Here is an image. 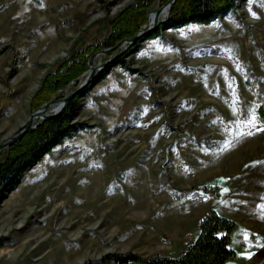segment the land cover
Listing matches in <instances>:
<instances>
[{
    "label": "rangeland",
    "instance_id": "rangeland-1",
    "mask_svg": "<svg viewBox=\"0 0 264 264\" xmlns=\"http://www.w3.org/2000/svg\"><path fill=\"white\" fill-rule=\"evenodd\" d=\"M136 1L0 0V141L27 123L44 76L99 43L107 17ZM156 1L167 0H152L145 17ZM113 45L88 59L105 62L116 47L99 51ZM125 54L78 97L74 121L89 125L1 200L0 264L176 256L209 208L235 221L224 264H264V0L160 28Z\"/></svg>",
    "mask_w": 264,
    "mask_h": 264
},
{
    "label": "trees",
    "instance_id": "trees-1",
    "mask_svg": "<svg viewBox=\"0 0 264 264\" xmlns=\"http://www.w3.org/2000/svg\"><path fill=\"white\" fill-rule=\"evenodd\" d=\"M151 2L152 0H138L130 3L115 15L108 16L110 31L99 43L89 44L84 49L76 51L59 67L44 76L40 87L31 99L32 109L48 101L53 94L59 96L57 91L66 87L71 80L76 81L87 69V60L93 51L103 45H113L120 39L133 35L145 22V15ZM234 5L235 0H175L170 18L156 30L178 27L190 21L209 23L217 15H223ZM146 36H142L138 42ZM137 43L129 47L113 62L118 61L122 64L125 53ZM113 62L107 64L96 79L102 77ZM88 86L89 84L72 97L60 113L43 119L36 126L28 129L19 140L8 145L4 149V154L0 152V202L9 191L16 188L20 174L32 167L46 152L59 143L62 137H71L75 131L89 125L83 121H74L79 107L78 97ZM234 226L233 219L220 214L214 208H209L199 219L198 235L178 255L142 258L138 254L127 252L114 253L112 257L116 263L136 261L145 264H224L227 259L235 256V250L229 245L230 234Z\"/></svg>",
    "mask_w": 264,
    "mask_h": 264
},
{
    "label": "water",
    "instance_id": "water-1",
    "mask_svg": "<svg viewBox=\"0 0 264 264\" xmlns=\"http://www.w3.org/2000/svg\"><path fill=\"white\" fill-rule=\"evenodd\" d=\"M175 0H167L163 6H167V12L166 15L163 18H159L158 14L159 11L163 6L159 5V1H156L155 6L153 9L150 11H155V17L153 22L150 24L148 20L146 19V22L140 26V28L131 36L125 37L121 40H119L115 45L103 48L99 52H107L109 49L116 47V52L115 54L108 60H106L103 63H98V64H93V56L96 54L94 53L93 55L90 56V58L87 61V66L88 70L86 71V76L85 78L79 82V84L71 90L70 92L66 93L62 97L56 99L55 94L51 96V98L44 102L42 105L39 107L33 109L30 113V116L28 118L27 123L20 128L17 132L11 134L9 137L3 139L0 141V150L4 149L11 143L19 140L23 134L28 131V129L36 126L38 123L41 122V120L55 116L58 113H60L63 108L67 105V103L71 100L72 97H74L78 92H80L87 84H89L95 77L97 76V69L100 70V68L105 65L107 62L111 61L112 59L116 58L119 56V54L124 51L126 48H128L130 45L134 44L139 38L142 36L146 35L149 31L155 29L160 23L164 22L165 20L169 19L171 16V9L174 4ZM148 17V13L147 16ZM98 53V52H97ZM60 90V89H59ZM59 100L60 105L56 109H48V106L53 103L54 101ZM35 117H40V120L34 122Z\"/></svg>",
    "mask_w": 264,
    "mask_h": 264
},
{
    "label": "bare ground",
    "instance_id": "bare-ground-1",
    "mask_svg": "<svg viewBox=\"0 0 264 264\" xmlns=\"http://www.w3.org/2000/svg\"><path fill=\"white\" fill-rule=\"evenodd\" d=\"M167 6H163L161 8V10L159 11V14H158V17L159 18H163L165 15H166V12H167ZM154 17H155V11H150L148 13V17H147V20L148 22L151 24L154 20ZM56 104L55 103H52L48 106L49 109L53 110L55 108Z\"/></svg>",
    "mask_w": 264,
    "mask_h": 264
}]
</instances>
